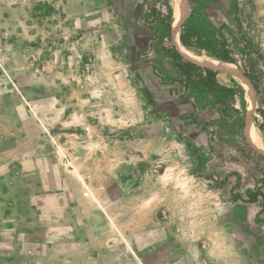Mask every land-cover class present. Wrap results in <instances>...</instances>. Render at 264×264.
Listing matches in <instances>:
<instances>
[{
    "label": "rangeland",
    "instance_id": "1",
    "mask_svg": "<svg viewBox=\"0 0 264 264\" xmlns=\"http://www.w3.org/2000/svg\"><path fill=\"white\" fill-rule=\"evenodd\" d=\"M186 1L180 45L250 76V126L230 74L196 63L226 94L176 69L174 0H0V116L28 122L21 102L46 124V196L62 198L60 219L34 221L36 245L63 248L51 264H264V152L247 132L264 144V0Z\"/></svg>",
    "mask_w": 264,
    "mask_h": 264
},
{
    "label": "crops",
    "instance_id": "2",
    "mask_svg": "<svg viewBox=\"0 0 264 264\" xmlns=\"http://www.w3.org/2000/svg\"><path fill=\"white\" fill-rule=\"evenodd\" d=\"M18 105L17 109H24L23 115L30 119L28 122L21 123L19 113L16 114L19 123L11 127L9 119L0 116V264H51V254L61 251L62 246H49L46 250L44 244L36 245L34 221L60 219L53 216L61 214L62 198L46 196V187H49L46 185L49 182L46 181V173L52 171V166L46 165V137L42 130L46 129V124L37 123L26 106L21 102ZM4 107L8 105L5 103ZM10 133H15L16 138L10 137ZM28 133L33 135L31 139L25 137ZM57 167L64 170L63 166ZM77 206L80 207L81 219L94 221L96 215L90 210L97 207L90 198L82 196ZM82 230V226L76 228L80 239L75 249L85 242ZM41 240L45 239L42 237Z\"/></svg>",
    "mask_w": 264,
    "mask_h": 264
},
{
    "label": "bare ground",
    "instance_id": "3",
    "mask_svg": "<svg viewBox=\"0 0 264 264\" xmlns=\"http://www.w3.org/2000/svg\"><path fill=\"white\" fill-rule=\"evenodd\" d=\"M173 4L174 5H173L172 32H174V39H173L174 44L178 45L177 47L178 50L188 60L194 63L207 65V66L219 69L223 73L230 74L231 77H233L244 88L245 93H246L245 101L248 102V112H247L246 122H247V125L250 126L251 125V112L255 104V90L252 84L249 82V80L245 76H243L242 73L239 72V70L232 63L213 59V58H203V57L196 56L188 52V50L184 49V47L180 45L179 39H178V34H179L178 27H179L181 20L185 18L182 16L186 13L187 1L186 0H174ZM247 132H248L249 138L252 140L253 144L257 147V149L264 152V144L261 138L259 137V135L256 133V131L255 132L252 131L251 127H249Z\"/></svg>",
    "mask_w": 264,
    "mask_h": 264
},
{
    "label": "trees",
    "instance_id": "4",
    "mask_svg": "<svg viewBox=\"0 0 264 264\" xmlns=\"http://www.w3.org/2000/svg\"><path fill=\"white\" fill-rule=\"evenodd\" d=\"M173 12L169 8L168 18H172ZM169 28H171L172 23H169ZM181 42L184 46H193V40L187 35L182 34L181 36ZM175 52V66L176 69L179 71L181 76H184L186 78H196L195 80V87L206 90V91H214L216 89H220L224 91L226 94L234 93L236 90L233 88H228L224 85H222L218 80V72L213 71L207 67L200 66L199 64H196L188 59H185L176 49L173 47ZM217 60L225 61V62H233V60L227 55H219L214 54ZM246 78H250V76L246 73H244ZM241 86V85H240ZM243 92L245 91L244 88L241 86Z\"/></svg>",
    "mask_w": 264,
    "mask_h": 264
},
{
    "label": "water",
    "instance_id": "5",
    "mask_svg": "<svg viewBox=\"0 0 264 264\" xmlns=\"http://www.w3.org/2000/svg\"><path fill=\"white\" fill-rule=\"evenodd\" d=\"M186 21V17L183 18L179 24V27L181 26V24H183ZM172 38L174 39V32H172ZM245 97H246V93H245ZM248 99V98H247ZM247 109H248V102H247ZM247 117V112H245V118Z\"/></svg>",
    "mask_w": 264,
    "mask_h": 264
}]
</instances>
